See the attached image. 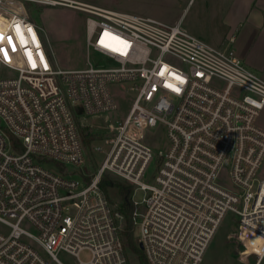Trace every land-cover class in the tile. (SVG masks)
Here are the masks:
<instances>
[{
	"label": "built area",
	"instance_id": "1",
	"mask_svg": "<svg viewBox=\"0 0 264 264\" xmlns=\"http://www.w3.org/2000/svg\"><path fill=\"white\" fill-rule=\"evenodd\" d=\"M28 3L87 14L85 67L54 65ZM0 31V222L9 228L0 231V264H65L61 251L78 264H130L124 214L102 187L107 175L134 186L131 218L148 264H201L229 212L238 223L227 238L251 252L248 260L263 258L264 80L230 45L205 43L181 20L169 25L86 0H0ZM111 84L134 101L94 145L105 155L97 172L49 168L50 160L84 166L79 117L117 110ZM158 124L169 145L156 154L145 139Z\"/></svg>",
	"mask_w": 264,
	"mask_h": 264
},
{
	"label": "rangeland",
	"instance_id": "2",
	"mask_svg": "<svg viewBox=\"0 0 264 264\" xmlns=\"http://www.w3.org/2000/svg\"><path fill=\"white\" fill-rule=\"evenodd\" d=\"M87 2L112 8L119 11L137 13L150 16L165 24H175L182 21L184 28L200 40L215 47L231 45L238 56H244V62L255 70L264 80V0H86ZM32 20L41 28V34L47 49L53 53L54 65L58 68L74 69L86 65L85 22L87 14L75 8L62 5H44L28 3ZM232 41L229 45L220 46L223 39ZM100 56L93 53L92 59ZM106 65H112L105 60ZM4 74H11L10 69H3ZM111 92L117 104V110L102 114L100 117H79L83 125H89L96 132L90 148L86 149V163L84 166L61 165L55 161H48V167L63 173L72 172L76 176L87 177L97 172L105 155L94 152V145L100 143L106 131L105 125L117 119H125L128 115L134 97L126 93L119 84L110 85ZM76 110H80L77 105ZM258 124L264 128V109L257 118ZM146 142L157 154L169 145L166 128L158 124L146 136ZM156 172L155 161L151 163L147 172L148 183ZM112 185L107 187V193L114 204L120 207L123 199L118 183L131 185L125 180L107 175ZM260 177L264 180V163L260 170ZM132 189H134V186ZM144 193L138 191L136 198L141 199ZM238 217L229 212L224 223L219 228L209 246L201 264H256L257 259L248 255L250 251L239 253L236 243L227 238L229 233L237 230ZM0 231L9 232V228L0 222ZM136 237V235H135ZM130 264H140L138 257L127 249ZM59 259L65 264H78L77 258L70 253L61 251ZM80 259L88 261L90 254L83 251ZM257 264H264V256Z\"/></svg>",
	"mask_w": 264,
	"mask_h": 264
},
{
	"label": "trees",
	"instance_id": "3",
	"mask_svg": "<svg viewBox=\"0 0 264 264\" xmlns=\"http://www.w3.org/2000/svg\"><path fill=\"white\" fill-rule=\"evenodd\" d=\"M79 124H80L84 145L85 147L90 148L91 141L96 136H98V134L96 132H93L94 130L91 128V126L83 125L80 121ZM110 184L111 181L107 176H105L102 181V187L104 188L106 193H107V187L110 186ZM118 188L120 190V193L122 194V199H123L120 205V209L124 214V225H123L122 234L125 239L126 249L131 250L138 257L140 264H148L145 254L139 246L138 239L137 237H135L134 224L131 218L132 208L129 201H130L132 186L131 185L126 186L124 184L118 183Z\"/></svg>",
	"mask_w": 264,
	"mask_h": 264
},
{
	"label": "snow or ice",
	"instance_id": "4",
	"mask_svg": "<svg viewBox=\"0 0 264 264\" xmlns=\"http://www.w3.org/2000/svg\"><path fill=\"white\" fill-rule=\"evenodd\" d=\"M16 31H17V34L19 35L20 39H21V42L24 43L23 34L20 31V26L19 25H16ZM28 31L31 32L32 30L29 28ZM3 38H4L3 37V33H2V31H0V40H2ZM8 40H9V44L12 45V50H15V45L12 44L11 37H9ZM0 52H3L4 53V56H5V59H7V51L4 50V49H0ZM28 56H29V59L31 60V53L30 52L28 53ZM41 59H43V58L41 57ZM33 66H35L34 62H33ZM45 67H46V65H45ZM161 75H163V73H161ZM175 78L178 79V80L181 79L179 76H176ZM181 82H183V81H181ZM166 86L167 87H173L170 84L169 85H166ZM174 90L178 91L179 89H174Z\"/></svg>",
	"mask_w": 264,
	"mask_h": 264
},
{
	"label": "crops",
	"instance_id": "5",
	"mask_svg": "<svg viewBox=\"0 0 264 264\" xmlns=\"http://www.w3.org/2000/svg\"><path fill=\"white\" fill-rule=\"evenodd\" d=\"M231 39L232 38H230L229 40L228 39H223L222 41H221V43H220V46H225V45H229V43L231 42ZM231 46V45H230ZM240 57V56H239ZM244 62H246V59H245V57L244 56H241L240 57ZM259 74H260V72H259Z\"/></svg>",
	"mask_w": 264,
	"mask_h": 264
},
{
	"label": "water",
	"instance_id": "6",
	"mask_svg": "<svg viewBox=\"0 0 264 264\" xmlns=\"http://www.w3.org/2000/svg\"><path fill=\"white\" fill-rule=\"evenodd\" d=\"M139 246H140V248H141V249L143 248V245H142V243H140V244H139Z\"/></svg>",
	"mask_w": 264,
	"mask_h": 264
}]
</instances>
